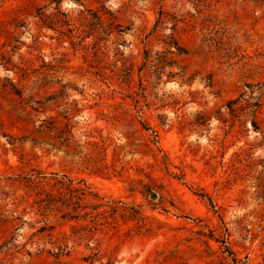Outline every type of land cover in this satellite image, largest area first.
<instances>
[{"label": "rangeland", "instance_id": "1", "mask_svg": "<svg viewBox=\"0 0 264 264\" xmlns=\"http://www.w3.org/2000/svg\"><path fill=\"white\" fill-rule=\"evenodd\" d=\"M0 264H264V0H0Z\"/></svg>", "mask_w": 264, "mask_h": 264}, {"label": "water", "instance_id": "2", "mask_svg": "<svg viewBox=\"0 0 264 264\" xmlns=\"http://www.w3.org/2000/svg\"><path fill=\"white\" fill-rule=\"evenodd\" d=\"M151 197H152V198H155V197H156V195H155V194H152V195H151Z\"/></svg>", "mask_w": 264, "mask_h": 264}]
</instances>
